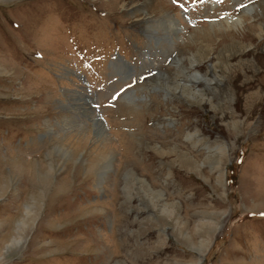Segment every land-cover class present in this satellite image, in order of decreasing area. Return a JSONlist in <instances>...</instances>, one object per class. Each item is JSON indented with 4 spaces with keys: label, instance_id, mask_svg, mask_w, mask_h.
I'll return each mask as SVG.
<instances>
[{
    "label": "rangeland",
    "instance_id": "374dc122",
    "mask_svg": "<svg viewBox=\"0 0 264 264\" xmlns=\"http://www.w3.org/2000/svg\"><path fill=\"white\" fill-rule=\"evenodd\" d=\"M263 28L264 0H0V264H264Z\"/></svg>",
    "mask_w": 264,
    "mask_h": 264
},
{
    "label": "bare ground",
    "instance_id": "6f19581e",
    "mask_svg": "<svg viewBox=\"0 0 264 264\" xmlns=\"http://www.w3.org/2000/svg\"><path fill=\"white\" fill-rule=\"evenodd\" d=\"M251 10H255V9H253V8H249L248 9V11L250 12ZM258 12V11H257ZM146 15H148V12H147V10H146ZM242 22H243V19H242V17H237V18H233V19H225V21H223L222 23H226V25L225 26H229V28H237L238 27V25H241L242 24ZM213 25H216L217 27H219L220 25H222V28H225V29H227L225 26H224V24H221V23H216V24H213ZM213 25H211V26H213ZM221 27V26H220ZM177 28V27H176ZM264 29V28H263ZM172 30V29H171ZM170 33V32H169ZM169 76L168 75H165V74H163L161 77H159L158 78V80L162 83V82H164V81H170L169 83H172L173 85H174V87L176 88V81H173V80H171V78H168ZM71 99V98H70ZM72 100H75L74 98H72ZM78 101V100H77ZM72 103V102H71ZM75 105V104H74ZM76 109H79L80 111L82 110V111H84L86 114H87V116H88V113L86 112V110H85V108L83 107V105H80V104H77L76 106ZM88 111H89V113H90V116H89V120H92V122L95 124L94 126H96V128H97V133L99 134V135H101V134H103V133H105L106 131L104 130L105 129V125H104V123H102V121L100 120V118L99 117H97V115L94 113V111H92V109L91 110H89V109H87ZM79 111V112H80ZM92 117H94L95 119H94V121H93V119H91ZM84 129V128H83ZM106 134V133H105Z\"/></svg>",
    "mask_w": 264,
    "mask_h": 264
},
{
    "label": "snow or ice",
    "instance_id": "6c2138e0",
    "mask_svg": "<svg viewBox=\"0 0 264 264\" xmlns=\"http://www.w3.org/2000/svg\"><path fill=\"white\" fill-rule=\"evenodd\" d=\"M121 91H123V89H121ZM117 95H119V93H118ZM115 98H116V97L114 96L113 99H115Z\"/></svg>",
    "mask_w": 264,
    "mask_h": 264
}]
</instances>
